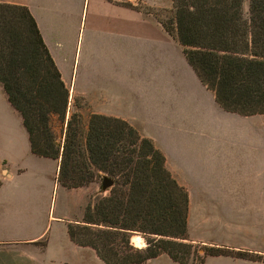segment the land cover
Returning a JSON list of instances; mask_svg holds the SVG:
<instances>
[{
  "label": "crops",
  "instance_id": "1",
  "mask_svg": "<svg viewBox=\"0 0 264 264\" xmlns=\"http://www.w3.org/2000/svg\"><path fill=\"white\" fill-rule=\"evenodd\" d=\"M0 2L32 13L69 89V112L77 97L86 117L121 118L152 139L188 191L190 239L234 248V241H264V113L224 110L182 46L152 12L138 8L150 0ZM26 158L53 161V182L45 187L38 171L26 175ZM57 169V160L32 153L22 117L0 84V264H106L68 234L89 187L61 185ZM197 224L214 234L194 231ZM135 264L180 263L161 253ZM203 264L264 263L210 255Z\"/></svg>",
  "mask_w": 264,
  "mask_h": 264
},
{
  "label": "trees",
  "instance_id": "2",
  "mask_svg": "<svg viewBox=\"0 0 264 264\" xmlns=\"http://www.w3.org/2000/svg\"><path fill=\"white\" fill-rule=\"evenodd\" d=\"M171 0L167 19L156 16L182 46L199 80L226 111L264 113V0ZM0 84L20 113L32 153L58 161L56 179L67 188L112 180L68 223L70 238L89 246L106 264H135L166 253L198 264L224 255L264 263V255L188 237L189 195L166 167L164 154L124 119L93 113L66 121L58 141L50 117L65 118L69 89L27 6L0 2ZM145 246L130 242L131 232Z\"/></svg>",
  "mask_w": 264,
  "mask_h": 264
},
{
  "label": "rangeland",
  "instance_id": "3",
  "mask_svg": "<svg viewBox=\"0 0 264 264\" xmlns=\"http://www.w3.org/2000/svg\"><path fill=\"white\" fill-rule=\"evenodd\" d=\"M248 7V0H244L243 2V8L244 10H247ZM138 8L140 10L143 11H149L152 12L153 14H155L157 17L161 18V19H167L170 15V8H171V0H150L149 4H140L138 5ZM83 105L81 102L80 98H75L74 102H73V108L66 111V115L64 120L62 121L56 114L51 115L50 117V126L51 129L53 131V133L55 134L56 138L58 141H63L64 138V133H65V128H66V121L68 120L69 116L76 112L78 114H80V122H78V125H81L82 129H85L88 123V119H89V115L88 117H86L87 115H84L82 113L79 112L80 109H82ZM68 108V107H67ZM40 161V160H39ZM25 165L27 168V174L29 175V173L31 171H38V178H41L43 180V185H45V187H47V183L53 182V171H54V162L51 160H42V162H35L32 161L29 158H26L25 160ZM102 177L98 178L96 181L91 182L90 184L86 185L89 187V189H87L89 197H87V201H89L90 199H92L96 194H104L105 192H101V181H102ZM41 180V181H42ZM49 180V181H48ZM43 188V187H42ZM40 187H37L36 189H42ZM194 189H191V191L193 192ZM58 194V192H54V195ZM59 203L58 199L56 200V206L51 207V214L56 215L57 214V204ZM193 230L201 233V232H209L210 234H214L215 230H211L210 229H206L205 226H199L198 224L196 226L193 227ZM189 237V234H188ZM190 238V237H189ZM233 245H235L236 247L239 248H234V247H230V248H234V249H240V250H247L249 252L252 253H259V254H263L264 255V241H234L232 243ZM226 246V245H225ZM189 263L190 264H198V260L195 258V255H192L189 257Z\"/></svg>",
  "mask_w": 264,
  "mask_h": 264
},
{
  "label": "water",
  "instance_id": "4",
  "mask_svg": "<svg viewBox=\"0 0 264 264\" xmlns=\"http://www.w3.org/2000/svg\"><path fill=\"white\" fill-rule=\"evenodd\" d=\"M111 184H112V180L111 179H109L108 177H103V179H102V181H101V187H102V189H106L107 187H109V186H111ZM132 234H131V237H130V242H131V244H133L134 246H136V247H139V246H137V245H135L134 243H133V241H132V235H135V234H139L137 231H132L131 232Z\"/></svg>",
  "mask_w": 264,
  "mask_h": 264
},
{
  "label": "bare ground",
  "instance_id": "5",
  "mask_svg": "<svg viewBox=\"0 0 264 264\" xmlns=\"http://www.w3.org/2000/svg\"><path fill=\"white\" fill-rule=\"evenodd\" d=\"M132 241L135 245L139 247L143 245L142 237L140 236V234L133 235Z\"/></svg>",
  "mask_w": 264,
  "mask_h": 264
}]
</instances>
